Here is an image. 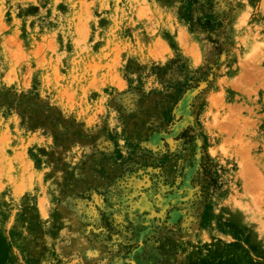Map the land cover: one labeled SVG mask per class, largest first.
Returning a JSON list of instances; mask_svg holds the SVG:
<instances>
[{
  "label": "rangeland",
  "instance_id": "obj_1",
  "mask_svg": "<svg viewBox=\"0 0 264 264\" xmlns=\"http://www.w3.org/2000/svg\"><path fill=\"white\" fill-rule=\"evenodd\" d=\"M0 264H264V0H0Z\"/></svg>",
  "mask_w": 264,
  "mask_h": 264
},
{
  "label": "bare ground",
  "instance_id": "obj_2",
  "mask_svg": "<svg viewBox=\"0 0 264 264\" xmlns=\"http://www.w3.org/2000/svg\"><path fill=\"white\" fill-rule=\"evenodd\" d=\"M252 175V174H251Z\"/></svg>",
  "mask_w": 264,
  "mask_h": 264
}]
</instances>
